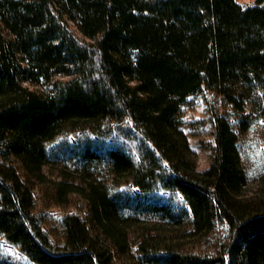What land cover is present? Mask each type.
<instances>
[{"label":"trees","instance_id":"1","mask_svg":"<svg viewBox=\"0 0 264 264\" xmlns=\"http://www.w3.org/2000/svg\"><path fill=\"white\" fill-rule=\"evenodd\" d=\"M209 94L264 119V0H0V237L35 264H264V175L224 115L203 171L186 132Z\"/></svg>","mask_w":264,"mask_h":264},{"label":"rangeland","instance_id":"2","mask_svg":"<svg viewBox=\"0 0 264 264\" xmlns=\"http://www.w3.org/2000/svg\"><path fill=\"white\" fill-rule=\"evenodd\" d=\"M256 0H239L245 6L252 5ZM218 112L231 122L239 135V150L242 165L251 185L264 175V119L256 120L252 127L243 131L240 128L241 115L225 99L215 94L206 98H192L186 110V119L192 126L186 129L193 150L198 158V168L203 171L211 164V152L205 142L213 141L214 127L212 115ZM195 126H198L197 128ZM82 206V199L76 197ZM84 207V205H83ZM0 264H35L27 259L19 248L0 237Z\"/></svg>","mask_w":264,"mask_h":264}]
</instances>
